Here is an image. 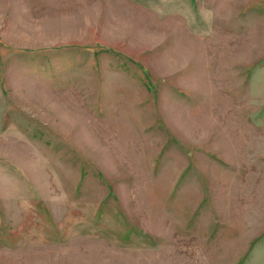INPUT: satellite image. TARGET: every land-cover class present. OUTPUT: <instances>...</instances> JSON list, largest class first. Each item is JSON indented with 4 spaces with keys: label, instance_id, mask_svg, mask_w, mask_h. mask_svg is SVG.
<instances>
[{
    "label": "rangeland",
    "instance_id": "374dc122",
    "mask_svg": "<svg viewBox=\"0 0 264 264\" xmlns=\"http://www.w3.org/2000/svg\"><path fill=\"white\" fill-rule=\"evenodd\" d=\"M0 264H264V0H0Z\"/></svg>",
    "mask_w": 264,
    "mask_h": 264
}]
</instances>
